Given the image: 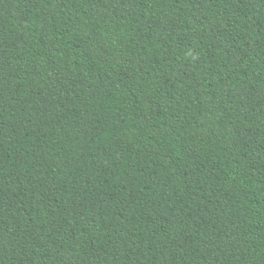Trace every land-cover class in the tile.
Returning <instances> with one entry per match:
<instances>
[{
    "label": "trees",
    "instance_id": "obj_1",
    "mask_svg": "<svg viewBox=\"0 0 264 264\" xmlns=\"http://www.w3.org/2000/svg\"><path fill=\"white\" fill-rule=\"evenodd\" d=\"M0 264H264V0H0Z\"/></svg>",
    "mask_w": 264,
    "mask_h": 264
}]
</instances>
